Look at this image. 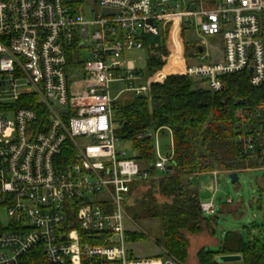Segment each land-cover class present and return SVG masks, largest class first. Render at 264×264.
I'll return each instance as SVG.
<instances>
[{
	"label": "built area",
	"instance_id": "1",
	"mask_svg": "<svg viewBox=\"0 0 264 264\" xmlns=\"http://www.w3.org/2000/svg\"><path fill=\"white\" fill-rule=\"evenodd\" d=\"M93 1L100 14L88 12ZM176 24L178 37L185 25L198 37L221 35L223 60L205 62L197 42L203 50L188 66L180 37L183 67L172 75L210 93L245 71L252 87L264 84V0H0V264H20L35 248L50 264H186L163 247L137 258L127 240L126 204L168 174L170 131L165 155L161 129L136 136L154 141V162L144 167L118 148L113 113L125 95L150 98L152 84L168 77L145 79L126 54L145 50L150 35L166 40L170 58ZM242 114L264 120V102ZM238 140L254 158L255 137ZM260 155V166L240 172L264 170ZM200 206L216 213L213 199Z\"/></svg>",
	"mask_w": 264,
	"mask_h": 264
},
{
	"label": "trees",
	"instance_id": "2",
	"mask_svg": "<svg viewBox=\"0 0 264 264\" xmlns=\"http://www.w3.org/2000/svg\"><path fill=\"white\" fill-rule=\"evenodd\" d=\"M178 36L176 24L170 36V58L165 39L150 48L145 42V49L150 52L145 79L162 71L164 65L167 69V58L182 57L180 37L186 64L194 63L199 43H188L185 29ZM172 74L156 75L157 80L170 76L161 83L152 84L150 98L125 95L117 101L113 113L115 133L120 139L132 142L133 158L144 167L154 162V141L136 136L145 130L161 129L160 137L170 138V131L173 144L171 170L159 180L143 183L141 186L147 189L141 197H134V205L127 208V212L137 223L159 219L162 237L157 241L158 246L185 262L190 248L188 236H199L207 231L214 237L217 225L215 214L206 216L201 209L198 189L192 183L194 177L213 172L238 173L262 164L260 151L264 150V120H245L242 112L253 110L264 102V84L259 88L252 87L250 72L245 71L224 77L222 92L210 93L202 90L195 80ZM24 107L23 102L18 103V108ZM246 133L252 134L256 140L254 158L243 153V145L238 140L240 134ZM170 146L166 154H169ZM246 229L248 241L237 232H227L219 243L218 252L201 248L197 253L199 264H218L215 262L217 255H238L242 264H264V227L261 230L252 225ZM130 230L127 234L130 245L147 240L146 235L135 227ZM252 230H257L259 235L253 236ZM20 264L50 263L41 249L35 248L20 259Z\"/></svg>",
	"mask_w": 264,
	"mask_h": 264
},
{
	"label": "rangeland",
	"instance_id": "3",
	"mask_svg": "<svg viewBox=\"0 0 264 264\" xmlns=\"http://www.w3.org/2000/svg\"><path fill=\"white\" fill-rule=\"evenodd\" d=\"M93 6L88 9V12L100 14L102 12L98 2L93 1ZM91 18V16H88ZM185 29V40L188 43L199 42L205 47L208 52V58L205 62H216L223 57V41L221 35L198 37L195 30L187 25ZM182 38V37H181ZM183 41V39H182ZM146 42L148 48L152 45L157 46L161 42V37L147 36ZM81 52V51H80ZM148 49L133 51L126 54V61H132L135 69L145 73L147 66V59L149 56ZM82 55L85 60L90 58L87 50L83 49ZM69 57L75 61V56L70 54ZM167 69L162 70L158 75L168 73H176L182 70L183 60L182 57H177L168 60L166 65ZM161 151L165 155L167 148L171 145L170 138H160L159 140ZM119 149H123L128 153V156H133L135 151L132 143L124 139L123 142L118 144ZM193 185L198 189L201 203L214 201L216 207L215 216L217 218V225L215 227V236L211 237L206 231L199 236H188L190 240V248H188V258L184 262L186 264H199L197 260L198 251L205 247L206 249L218 252L219 243L224 238L227 232H237L243 235L248 241L247 227L256 225L259 229L264 227V170H255L252 172H240L239 183L232 184L229 174L219 173L217 176L213 174H203L194 177ZM147 188L140 186L137 192V198ZM232 199L233 204L228 205V199ZM132 201H128L126 208L133 206ZM226 208V209H225ZM132 219V218H131ZM133 220V219H132ZM143 232L147 240L141 243L131 244L130 248L137 258H153L160 254V247L157 241L162 237V227L159 219L143 220L138 223L133 221L130 225ZM253 236H258L259 233L252 230ZM217 242V244H216ZM217 255L216 261L218 264L219 258ZM226 264H242V259L239 257L237 261Z\"/></svg>",
	"mask_w": 264,
	"mask_h": 264
},
{
	"label": "water",
	"instance_id": "4",
	"mask_svg": "<svg viewBox=\"0 0 264 264\" xmlns=\"http://www.w3.org/2000/svg\"><path fill=\"white\" fill-rule=\"evenodd\" d=\"M193 7V6H192ZM192 7H190L191 9H193ZM202 46H199V52L201 53L202 52ZM64 113H66V110L63 111ZM171 166L168 167V170H171ZM229 178L232 182V184H238L239 183V176H238V173H232V174H229ZM240 256L238 255H233V256H221L218 260V262H220L221 264H226V263H231V262H234V261H237L239 259Z\"/></svg>",
	"mask_w": 264,
	"mask_h": 264
},
{
	"label": "crops",
	"instance_id": "5",
	"mask_svg": "<svg viewBox=\"0 0 264 264\" xmlns=\"http://www.w3.org/2000/svg\"><path fill=\"white\" fill-rule=\"evenodd\" d=\"M184 49V48H183ZM184 52V51H183ZM223 60V57H222V59L221 60H219V61H216V62H221ZM215 62V61H214ZM169 76V75H168ZM228 208V207H227ZM226 209V208H225ZM216 244H217V242H216Z\"/></svg>",
	"mask_w": 264,
	"mask_h": 264
}]
</instances>
